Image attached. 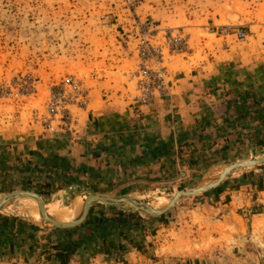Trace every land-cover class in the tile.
Instances as JSON below:
<instances>
[{
    "label": "rangeland",
    "instance_id": "obj_1",
    "mask_svg": "<svg viewBox=\"0 0 264 264\" xmlns=\"http://www.w3.org/2000/svg\"><path fill=\"white\" fill-rule=\"evenodd\" d=\"M134 1H136L137 7L133 11L127 8L126 0H0V198L14 191L36 192L42 197L50 216L56 219L59 217L58 212L70 210L75 202L82 203L90 195L129 196L147 203L154 209H163L179 191L215 183L230 165L264 157V113L255 111L256 114L252 115L253 118L250 119V122L247 121V125L258 127L257 132H254L252 136L244 134L243 137H240L241 141L233 145L232 148H228L227 152L223 150L214 157L209 154L204 156L199 154L192 170L186 168L176 170V172L169 170L162 177L152 176L150 178L148 176L145 179L140 171V166L152 163L149 162V159L146 161L143 159L146 163L142 162V159L139 160V164L132 163L131 165L137 171L129 170L130 163L127 159L131 153H127L124 149L129 138L118 143L121 136H115L117 141L111 144L114 139L112 138V129H114V120L117 123L126 122V128L121 129L120 133L122 134L120 135L129 136L128 134L134 127V119L130 120L127 116L115 113L103 116V120L100 119V121L94 122L91 118L87 119V115L96 107L94 103L96 100L99 102L102 100L111 102L112 100H109L105 93L102 95L97 93L98 98H96L93 89L95 82L92 80V76L101 66L99 60L113 55L108 48L103 52V48L110 47V44L113 46V43L118 41L121 44L120 48L129 52L136 60L133 66H128L126 69L128 78L122 77L119 86L116 83L119 91H122L125 86L128 90L125 91L126 99L116 98L122 101L121 103L117 102V105H120L121 108L124 106L133 107L135 115L140 114V107H149L157 100L171 103V88H173L175 80L171 74L172 68L175 67L173 64L175 61L185 62V64L193 63L198 59L200 61L206 52L213 50L216 45L221 47V43L223 44L226 40L234 46V50L243 49L259 54L260 58L264 56L263 0L261 3L258 0L176 1L170 5H174L176 9L182 7L185 13L176 24L173 23L174 19L171 24L167 22L162 24L157 17L141 14L139 9L145 0ZM150 3L154 4V1H150ZM223 10H227V14L233 10L239 11L242 21L238 22V18H231L235 23L231 20L228 22L218 21L215 17L219 19L221 16H226V12ZM209 11L212 15L204 22H198V18L206 14L209 15ZM82 13L83 15H81ZM256 13L259 16H256ZM135 17L155 24L157 31L154 32L156 36L152 42L156 48L161 47L164 52L162 60L153 59L148 67L150 71L161 70L166 86L165 92L163 94L161 91L156 92L155 98L147 103L141 101L143 89L140 88V84H143V79L140 77L139 46L143 35L138 29L139 25H137ZM254 19L263 26L254 25ZM225 27H233L235 30L244 32L246 39L238 40L235 34L216 35L212 33L218 28ZM167 30H171L174 35L180 32L185 37L186 47L182 52H170L163 37ZM261 62H263L261 63L263 66L253 72L244 69L241 70V74L237 75V77L247 78L246 84L242 87L237 86L234 80L229 83L224 79L225 72L223 73L221 69L228 67L225 65L218 67L219 74L215 83L224 81L230 90L240 91L241 95H245V100L235 98L236 102L246 101L250 95L248 99L251 104H257V96L250 97L255 94L252 93L253 91H257L256 95L264 91L257 87V85H264V60ZM230 78L232 79V75ZM68 79L78 81L89 92L86 106H78L74 102H60L57 96L53 95L55 89L62 83H66ZM148 82L158 86L157 82L159 81L152 78ZM261 105L264 109V103ZM247 118L248 114L244 115V118L242 117L244 121ZM172 121V125L175 124L176 121L174 122V119ZM100 123L104 124L102 125L103 131L98 130ZM83 127L86 128L80 134L79 129ZM108 128L112 129L107 130ZM34 132H42L54 141L69 140L75 147L82 146L79 154L82 151V155L89 156V159L92 156L95 159L104 153L118 160L115 162L103 160L105 166L111 164L112 167L99 173L92 170L94 168L88 161L80 162L81 159L78 161L71 155L69 157L67 155L69 160L64 158L58 160V163L50 160L48 162L28 160L24 153L20 154V149L21 145L25 144L26 135ZM98 138L104 140L101 141V148L95 151L96 143L94 141ZM165 149L167 151V148ZM166 151H157V154L151 152L152 155L150 154L149 157L156 158L163 153L165 155ZM57 166L62 170L69 167L70 173L74 177L78 174L82 179L65 177L64 174L59 178L52 179L55 177L53 173ZM153 172L156 173L154 170ZM249 184H258L261 186L260 188H264V168L239 169L219 187L194 197L183 198L166 214L153 217L155 219L146 217L142 221L133 219L131 222L129 220V223H124L121 228H119L120 222L116 220L118 213L126 214L131 211H135L137 214L144 213L129 206L115 208L97 203L93 205L88 218L79 226L80 228L71 233L57 232L59 229L53 228L42 218L37 221L29 207L21 202L22 200L13 201L0 212V220L7 218L13 222L16 219L34 225L39 229V239L38 243L36 242L34 245L30 242L32 244L26 248L30 252L19 249L18 255L14 257V262L5 264H50V261H45L43 253L45 255L48 248L51 247L50 245L56 242L55 239L58 235L62 237L64 234H70L78 237L79 234H83L84 230L90 232L94 228L109 232L112 238L132 233L134 228L136 231L139 229V231L149 234H153L155 230H163L166 235H176L181 229V235L189 236L192 229L187 226V221L192 220L198 223L206 214L203 210L205 204L212 205L216 202L213 196L217 192L223 187ZM81 208L77 209V214ZM77 214L69 220L72 222ZM104 219H108L111 224L102 225L100 222ZM187 244L185 242L186 249ZM252 246L254 248H251ZM151 247L153 248V245L148 246L150 251L153 250L150 249ZM243 249L254 250L251 256H247L245 252L246 256L244 255L242 264H257L258 261L260 264L263 263L264 258L256 259L253 256L259 250V253L262 254V250H264L262 241L258 243L245 242ZM165 250L172 251L171 248H163V251ZM182 251L184 250L180 249L175 253ZM21 256H23L22 260L19 259ZM1 263L3 262L0 261Z\"/></svg>",
    "mask_w": 264,
    "mask_h": 264
},
{
    "label": "crops",
    "instance_id": "obj_2",
    "mask_svg": "<svg viewBox=\"0 0 264 264\" xmlns=\"http://www.w3.org/2000/svg\"><path fill=\"white\" fill-rule=\"evenodd\" d=\"M150 1H154V4H151ZM176 1L180 2V0H145L139 11L143 15L157 17L162 24L166 22L171 24L173 19V23L176 24L185 14L182 7L176 9L174 5H170ZM258 1L261 3L262 0ZM223 11L226 12V16H221L219 19L215 17L218 21L228 22L231 20L233 22L236 18L239 19L238 22L242 21L239 11L233 10L229 14H227V10ZM211 15V11H209V15L201 16L198 18V22H204ZM262 15L264 16V13ZM256 16L259 15L256 13ZM175 17L177 18L175 19ZM254 25L263 26L255 19ZM120 45L117 41V43H113V46L110 44V47H102L103 52L108 48L113 55L99 60L101 66L92 76V80L95 82L93 89L96 98H98L97 93L101 95L105 93L108 99L112 100L111 102L96 100L94 102L96 107L90 113L91 117H89L90 114L87 115V119L91 118L94 122L100 121V119L103 120V116H110L114 113L127 116L130 120L134 119L133 130L128 134L129 141L124 147L127 153H131L127 159L130 163L129 170L137 171L131 164H139L140 159L142 162L147 159L152 162L140 166V171L145 179L148 176L150 178L152 176L162 177L169 170L174 172L183 168L192 170L199 154L203 156L209 154L214 157L223 150L227 152L228 148H232L233 145L241 141V136L243 137L244 134L252 136L259 129L248 126L247 121L250 122V119L253 118L252 115H255L256 112L264 113L261 105L264 103V91L258 95H256L257 91L252 92L255 94H252L250 98L257 96V104H251L248 99L250 95L248 100L238 103L235 98L245 100V95H241L240 91L230 90L224 81L218 83L215 81L218 79L219 66L232 67L233 64V69L239 72L238 74H241V70L244 69L253 72L263 66L261 61L264 60V56L260 58L259 54L255 52L243 49L234 50V46L226 40L223 44L221 43L222 48L216 45L213 50L206 52L200 61L198 59V61L186 64L175 61L173 63L175 67L172 68L171 74L172 78L175 77L173 88H171V103L157 100L149 107H140V114L135 115L133 107L124 106L121 108L120 105H117L122 102L117 99H126L125 91H128L126 86L122 91H119L117 84L119 86L122 77L128 78L127 67L136 63L134 56L120 48ZM246 81V77L236 76L235 78V84L240 87L244 86ZM257 87L264 90V85H257ZM247 114L248 118L244 121L242 117L244 118V115ZM173 119L176 122L172 125ZM85 128L79 129L80 134ZM25 138V144L21 145L20 154L24 153L28 160L35 162L50 160L58 163V160L64 158L69 160L67 155L68 157L71 155L78 161L81 159L80 162L88 161L94 168L92 170L99 173L112 167L111 164L105 166L103 160L112 162L118 160L104 153L95 159L93 156L89 159V156L82 155V151L79 154L82 146L75 147L69 140L54 141L42 132L29 133ZM102 140L104 139L98 138L94 141L96 143L95 151L101 148ZM157 151H166L167 153L156 158L149 157L151 152L155 154ZM131 166L132 168H130ZM53 174L55 177L52 179L59 178L62 174L65 177L81 178L78 174L74 177L70 173L69 167L62 170L57 166ZM132 177L135 178L134 175ZM260 187L258 184L223 187L213 196L216 202L212 205L205 204L203 210L206 214L198 223L192 220L187 221V226L192 229L189 236L181 235V229L176 235H166L163 230H155L153 234H149L141 232L139 229L136 231L134 228L135 232L132 230V233L112 238L109 232L106 233L101 229L97 240L99 245L90 248V244H87L84 238L88 231L84 230L83 234H79L78 237L70 234H64L65 236L62 235V237L58 235L55 239L56 242L50 245L51 247L48 248L49 250L47 249L45 255L43 253V257L46 262L50 261V264H54L52 260L56 259H60V263L57 264H242L245 252L247 256H251L254 250L243 249L245 242L258 243L262 241L264 243V188ZM37 240L32 241L33 245L38 243ZM71 242L79 243L78 249L61 262L60 257L65 253L61 244L69 245ZM185 242L188 243L187 249ZM149 245H153V248H150L153 249L152 251L149 250ZM14 247L12 246L10 254L0 257V261L3 262L1 264L14 262L15 255H18ZM28 247L30 246L23 243L21 250L30 252L28 249L26 250ZM33 248L35 247L33 246ZM163 248H171L172 251H163ZM180 249L184 251L175 253ZM259 252L260 250L253 256L256 259L264 258V250H262V254ZM22 257L19 259L22 260ZM257 264L260 262L258 261Z\"/></svg>",
    "mask_w": 264,
    "mask_h": 264
},
{
    "label": "built area",
    "instance_id": "obj_3",
    "mask_svg": "<svg viewBox=\"0 0 264 264\" xmlns=\"http://www.w3.org/2000/svg\"><path fill=\"white\" fill-rule=\"evenodd\" d=\"M126 6L130 10H133L137 7V3L134 0H126ZM136 23L139 25L138 29H140V33L143 35L139 46L141 61L140 77L144 80H142L143 84H140V88L143 89L141 101L147 103L155 98L156 92L161 91L162 94L165 92L166 86L163 82V75L162 72H160L161 70L158 72L150 71L148 67L150 61L153 59L162 60L164 52L161 47L156 48L152 42L156 36V33L154 32L157 31L155 29V24L153 22L142 21L138 18L136 19ZM212 33H215L216 35L235 34L238 40L243 41L246 39V34L244 32L235 30L233 27L218 28L215 31H212ZM163 37L171 53L182 52L186 47L185 37L180 32L177 35H174L171 30H167ZM152 78L159 81L157 82L158 86L155 83L148 82L149 80H152ZM53 95L57 96L60 102H74L78 106H86L89 92L84 89L78 81L68 79L66 83H62L55 89Z\"/></svg>",
    "mask_w": 264,
    "mask_h": 264
},
{
    "label": "water",
    "instance_id": "obj_4",
    "mask_svg": "<svg viewBox=\"0 0 264 264\" xmlns=\"http://www.w3.org/2000/svg\"><path fill=\"white\" fill-rule=\"evenodd\" d=\"M247 168L263 169L264 168V157L257 159V160H246V161H242V162H238V163L230 165L223 171V173L221 174V176L215 183L209 184L201 188H193L190 190L179 191L174 196V198L169 202V204L163 209H154L147 203L139 199L129 197V196L106 197V196H100V195H90L86 199L83 212L77 220L71 223H60L58 221H55L50 216L42 197L38 193L22 190V191H14V192H11L1 197L0 212H2L7 207V205L13 201L22 200V199H32L38 203L39 212H40V215L43 221L49 223L55 229H62V230L74 229V228L81 226L88 218L89 212L91 208L93 207V205L97 203H101L105 206L115 207V208L129 206L151 217H160L166 214L167 212H169L183 198L194 197L201 193L208 192L214 188H217L235 171L239 169H247Z\"/></svg>",
    "mask_w": 264,
    "mask_h": 264
},
{
    "label": "trees",
    "instance_id": "obj_5",
    "mask_svg": "<svg viewBox=\"0 0 264 264\" xmlns=\"http://www.w3.org/2000/svg\"><path fill=\"white\" fill-rule=\"evenodd\" d=\"M222 72L225 76V80L229 83H232L236 76L238 75L239 72L235 71L232 67H227L226 69H221ZM261 71V70H260ZM232 75V79L230 78V76ZM101 125L98 126V130H102L104 129V127L102 125H104L103 123H100ZM107 125V124H106ZM113 128H108L107 130L112 129L113 134H112V141L111 144L115 143L117 141V137L118 136L121 138L117 141L118 143L121 141H124V139L128 138V136L126 134L120 135L122 133H120L121 129L126 128V122L124 123H117L116 120H114L113 123ZM103 131V130H102ZM118 133H117V132ZM164 149V148H163ZM161 150V149H160ZM157 154V152H156ZM151 218V219H155L147 214H137L135 211H131L129 213H118L117 215V219L120 222V227H122V225L126 222H128L129 220H131V222L133 221V219H136L137 221H142L145 220V218ZM12 220V219H11ZM10 219H5L2 218V220H0V257L4 256L6 254H10L11 252V248L12 246L15 248V252L19 251V249L22 248V244H26L29 245L32 244L30 242H32L33 240H37L39 239L38 237V228L35 227L34 225H29L27 223H23V221H18L16 219L12 221H10ZM102 225H110L111 222L107 219V220H103L100 222ZM129 223V222H128ZM88 225V224H87ZM90 225V224H89ZM80 227L76 228V229H67V230H62L59 229L57 230V232H65V233H71V232H76ZM127 228V227H126ZM56 232V231H55ZM56 232V233H57ZM101 232L97 229H91L90 232H86L84 235L85 240L87 241V244H90V248L93 247H97L98 244V239L100 236ZM105 239V238H103ZM108 240V239H106ZM38 241V240H37ZM60 244V243H59ZM64 248L65 253L60 257L61 258V262L65 261L68 255L73 254L77 249H78V245L76 242H71L69 245H65V244H61ZM95 250V249H94ZM54 261V264H57L58 262L60 263V259L59 260H52Z\"/></svg>",
    "mask_w": 264,
    "mask_h": 264
},
{
    "label": "bare ground",
    "instance_id": "obj_6",
    "mask_svg": "<svg viewBox=\"0 0 264 264\" xmlns=\"http://www.w3.org/2000/svg\"><path fill=\"white\" fill-rule=\"evenodd\" d=\"M198 188H201V187H198ZM0 200H1V198H0ZM21 202L24 205H26L27 207H29V209L31 210V212L33 213V215L35 216L37 221L41 220V215H40V212H39V205H38V203L36 201H34L32 199H22ZM73 202H75V201H73ZM84 205H85V200L82 201V203L80 201H77V202H75V204L73 205V207L70 210H67V211H64V212H58L57 213V215H59L58 219H56V218H53V219L55 221L60 222V223H71L69 218L73 217V215H76L77 214V209L82 207L80 209L79 213L77 214V217H75V219L73 221L77 220L81 216V214L83 212Z\"/></svg>",
    "mask_w": 264,
    "mask_h": 264
}]
</instances>
